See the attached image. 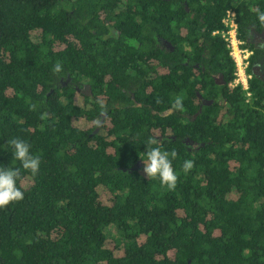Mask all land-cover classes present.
<instances>
[{
  "label": "trees",
  "instance_id": "trees-1",
  "mask_svg": "<svg viewBox=\"0 0 264 264\" xmlns=\"http://www.w3.org/2000/svg\"><path fill=\"white\" fill-rule=\"evenodd\" d=\"M113 1L168 2L0 0V165L19 168L14 138L41 160L36 176L20 169L24 199L0 209V264H264V81L251 58L250 97L231 89L235 63L212 34L227 30L222 20L234 11L242 48L254 49L248 31L264 29V0H169L189 9L183 38L170 40L176 50L152 45L127 58L101 55L81 15L70 14ZM182 52L200 69L179 68ZM83 83L91 96L73 89ZM197 93L226 103L198 113ZM176 98L181 110L171 109ZM149 138L177 153L174 189L131 170Z\"/></svg>",
  "mask_w": 264,
  "mask_h": 264
},
{
  "label": "flooded vegetation",
  "instance_id": "flooded-vegetation-1",
  "mask_svg": "<svg viewBox=\"0 0 264 264\" xmlns=\"http://www.w3.org/2000/svg\"><path fill=\"white\" fill-rule=\"evenodd\" d=\"M74 4L69 3V7ZM159 8V9H158ZM80 14L85 23V31L87 32V39H94V48L100 47L101 55L108 53L112 57L127 58L139 57L143 55L142 50L151 48L152 45L162 51L163 54L173 53L176 48L171 44L172 39H182L186 33V28L182 25L185 14L189 13V9L185 2H136V1H113V2H95L92 5H84L82 11H70V14ZM197 21H201L200 18ZM200 24L194 21L195 30L199 29ZM158 31L162 35L158 34ZM155 33V34H154ZM154 34V40L152 38ZM248 44L254 49L248 50L250 53L251 72L257 79L264 81V29L258 32L254 29L248 31ZM92 50V46L88 47ZM247 50V49H246ZM89 52L87 53V55ZM89 56V55H88ZM179 68L186 66L194 67L193 69H200V62L194 61L195 55H185L184 52L180 54ZM250 64V63H249ZM124 69H133L131 66L124 67ZM216 85L224 86L222 76L215 80ZM73 89L85 96H91L90 87L83 83L79 86L74 85ZM128 97V101L135 106H140L134 100V93L131 90L122 89ZM197 95L198 111L203 102H214L220 107H223L226 101L221 94H218L215 100L211 98H204ZM102 106H106V101H101ZM127 105V104H126ZM117 106V105H115ZM128 106V105H127ZM204 107V106H202ZM208 107V106H207ZM107 110H109L107 108ZM169 113L172 112L170 109ZM198 114V113H197ZM194 115V118L196 115ZM167 115V113L165 114ZM101 118H106L107 113L102 111L99 113ZM184 120H189L188 114H181ZM175 139V137H173ZM160 142L164 138H158ZM186 148L191 151L196 150L197 145L185 139L182 140ZM143 168L140 162L132 165L131 170Z\"/></svg>",
  "mask_w": 264,
  "mask_h": 264
},
{
  "label": "clouds",
  "instance_id": "clouds-1",
  "mask_svg": "<svg viewBox=\"0 0 264 264\" xmlns=\"http://www.w3.org/2000/svg\"><path fill=\"white\" fill-rule=\"evenodd\" d=\"M257 23L264 25V11H258ZM54 71L59 73L62 71V65L57 63L54 66ZM183 102L180 98H176L171 105L172 110H181ZM160 140L149 138L145 144L146 152L142 153L143 158V173L146 179H158L162 187L174 189L177 184L178 175L173 168V159L177 153L172 151H162L160 147H149V145H158ZM11 153L13 160L18 162L17 167H4L0 165V209L8 207L14 202H19L24 199V193L17 186L20 177V169L28 171L32 176L38 174L41 160L38 155L31 152V146L26 141L14 138L10 141ZM194 166L191 160H185L183 163V171L189 172Z\"/></svg>",
  "mask_w": 264,
  "mask_h": 264
},
{
  "label": "built area",
  "instance_id": "built-area-1",
  "mask_svg": "<svg viewBox=\"0 0 264 264\" xmlns=\"http://www.w3.org/2000/svg\"><path fill=\"white\" fill-rule=\"evenodd\" d=\"M222 24L227 30L222 32L215 31L212 34L218 35L220 33L235 63V79L229 84V87L232 89L241 86L242 90L246 92L247 97H250V93L247 91L248 83L251 79V75L248 73L250 53L248 50L242 48L243 43L237 38L235 12L231 10L227 11Z\"/></svg>",
  "mask_w": 264,
  "mask_h": 264
},
{
  "label": "water",
  "instance_id": "water-1",
  "mask_svg": "<svg viewBox=\"0 0 264 264\" xmlns=\"http://www.w3.org/2000/svg\"><path fill=\"white\" fill-rule=\"evenodd\" d=\"M216 84H218V83H216ZM199 95V94H198ZM199 97L201 98V96L199 95ZM211 104V102L209 101V102H203L202 103V106H209ZM202 106L199 108V112L198 113H200L201 112V110H202ZM103 118H101V120H100V122H99V124H98V127L93 131V133L94 134H96V133H98V131H99V128H100V126H101V124H102V122H103Z\"/></svg>",
  "mask_w": 264,
  "mask_h": 264
}]
</instances>
